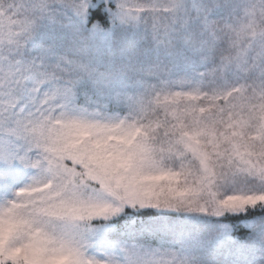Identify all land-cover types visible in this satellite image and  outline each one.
Returning <instances> with one entry per match:
<instances>
[{"label":"snow or ice","instance_id":"1","mask_svg":"<svg viewBox=\"0 0 264 264\" xmlns=\"http://www.w3.org/2000/svg\"><path fill=\"white\" fill-rule=\"evenodd\" d=\"M0 264H264V0H0Z\"/></svg>","mask_w":264,"mask_h":264}]
</instances>
